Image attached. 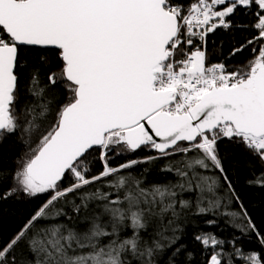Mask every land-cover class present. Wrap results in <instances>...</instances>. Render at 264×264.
<instances>
[{
	"label": "snow or ice",
	"instance_id": "1",
	"mask_svg": "<svg viewBox=\"0 0 264 264\" xmlns=\"http://www.w3.org/2000/svg\"><path fill=\"white\" fill-rule=\"evenodd\" d=\"M238 8L254 23L234 24ZM233 27L256 35L225 59L253 46L251 58L209 64L207 36ZM17 133L25 151L0 168V201L47 198L0 238V264H193L179 241L208 215L264 248L218 148L264 169V0H0V143ZM140 150L153 154L111 164ZM161 160L173 180L133 174ZM247 183L264 187V171ZM192 238L201 264H264L238 236Z\"/></svg>",
	"mask_w": 264,
	"mask_h": 264
},
{
	"label": "trees",
	"instance_id": "2",
	"mask_svg": "<svg viewBox=\"0 0 264 264\" xmlns=\"http://www.w3.org/2000/svg\"><path fill=\"white\" fill-rule=\"evenodd\" d=\"M178 0H173V3ZM185 5L189 0H179ZM255 11V9H253ZM233 23L251 24L254 23L252 15H244V10L238 8L236 13L229 17ZM256 35L251 29H238L231 28L227 31L218 28L213 33L207 36V49L211 54L215 50L216 54L211 55L209 64L224 61L230 70L234 66L243 64L246 60L251 58V49L249 46L243 52L239 53L232 59H225L233 48L239 47L245 43L246 39ZM221 42H223L221 46ZM24 51V49H22ZM30 55L46 54L52 55V49L31 48L27 50ZM7 136L2 143H0V168L15 169V161L25 151V146L17 141V136ZM219 153L223 159V165L227 172L237 194L243 202L244 207L247 209L248 215L251 217L252 222L256 225L261 235H264V187L250 185L247 181L254 179V174L258 175L264 169L261 168L259 163L248 153L242 146L235 143H230L228 140L221 141L218 145ZM153 153L144 150L137 151L133 155L119 156L111 161L113 166L123 163L126 159H134ZM175 157L174 159H178ZM166 163V161H157L154 165H141L133 169V174H138L145 167H150L152 170L146 175L148 183H164L168 180H173L172 175L159 172L157 169ZM100 170V165L95 164L92 168V173L95 174ZM125 174V173H122ZM211 174V173H208ZM139 178V177H138ZM67 183V180H65ZM10 186L9 183L0 185V193L5 191ZM45 195H40L36 199L29 200L27 198L17 199L12 197L6 201H0V238L7 240L10 238L20 227L23 226L26 219L35 211V209L46 199ZM223 210V209H221ZM231 211H239V205L233 203L230 206ZM211 215L198 218L196 223L198 227L186 226V234L183 239L179 241L180 244H186L189 250L195 252L196 259L193 264H201L202 255L201 247L193 241V234L198 231L215 233L217 237L224 239H231L233 236H238L240 239L237 241V246L243 248L245 252L259 251L264 254V248L258 243L255 233H249L244 236L238 229L233 228L225 221L228 219L218 218V224L210 226L204 223L205 220L212 219ZM235 223H242L237 219ZM225 250H230L228 245H225ZM210 254V251H209ZM181 253V257H183ZM235 264H241L239 260Z\"/></svg>",
	"mask_w": 264,
	"mask_h": 264
}]
</instances>
